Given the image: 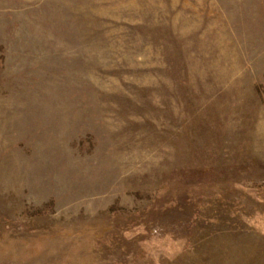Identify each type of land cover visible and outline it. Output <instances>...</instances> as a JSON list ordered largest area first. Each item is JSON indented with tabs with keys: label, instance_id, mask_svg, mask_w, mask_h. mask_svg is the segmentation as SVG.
Masks as SVG:
<instances>
[{
	"label": "rangeland",
	"instance_id": "rangeland-1",
	"mask_svg": "<svg viewBox=\"0 0 264 264\" xmlns=\"http://www.w3.org/2000/svg\"><path fill=\"white\" fill-rule=\"evenodd\" d=\"M0 264H264V0H0Z\"/></svg>",
	"mask_w": 264,
	"mask_h": 264
}]
</instances>
